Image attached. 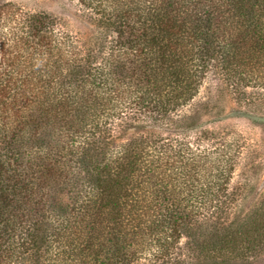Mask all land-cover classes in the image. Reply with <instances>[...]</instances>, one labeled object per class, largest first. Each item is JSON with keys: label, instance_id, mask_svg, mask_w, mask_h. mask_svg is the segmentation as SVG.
Listing matches in <instances>:
<instances>
[{"label": "trees", "instance_id": "16d2710c", "mask_svg": "<svg viewBox=\"0 0 264 264\" xmlns=\"http://www.w3.org/2000/svg\"><path fill=\"white\" fill-rule=\"evenodd\" d=\"M79 1L114 32L99 53L47 13L13 15L0 0V19L19 17L0 64V264H169L184 235L224 256L196 264L257 256L261 223L236 232L210 203L235 162L217 141L175 131L118 148L100 123L119 114L170 129L166 116L212 70L264 87V0Z\"/></svg>", "mask_w": 264, "mask_h": 264}, {"label": "rangeland", "instance_id": "374dc122", "mask_svg": "<svg viewBox=\"0 0 264 264\" xmlns=\"http://www.w3.org/2000/svg\"><path fill=\"white\" fill-rule=\"evenodd\" d=\"M4 1L11 4L12 11L16 10L13 15L32 11L44 12L52 16L61 33L67 34L71 40L87 47V52L99 53V50L103 49L113 38L114 32L103 21L101 14L92 7H86L79 0ZM10 18L4 12L0 19V64L3 63V67H5L4 59L8 56L4 54V38L6 34L9 36L12 33L15 19L18 20L19 17ZM144 119L133 121L130 117L116 114L113 118L103 119L107 123H100L101 129L105 131L102 135L115 141L118 148L131 137L165 138L172 137L171 133L175 131L180 133L179 136H190L193 141L202 139L200 141L209 146L214 143L212 141H217L214 145L223 147L220 148L219 153L232 155L235 162L229 168L231 173L224 193L220 192L221 197H211L210 203L221 204V207L226 209L230 218L228 220H233L236 232L248 230L257 221L263 228L261 233H264V218L262 217L264 209L257 210L264 205L263 86L233 85L224 80L221 73L212 70L208 75L206 74L198 94L188 104L166 116L168 126L175 130L167 129L166 126L164 128L162 121L155 123L158 127H151L153 122ZM196 122L201 123V126L199 125L196 130V124H194L190 126L191 130L187 131L190 129L188 126ZM128 123L143 125V127L137 129L132 126L128 127ZM176 126L178 128H175ZM225 198H228L230 202L224 203ZM261 244L263 247L259 248L260 252L257 256H247L238 263L264 264V240ZM191 245V239L186 235L182 236L178 247L169 256L171 258L169 264H196L198 260L203 262L216 256L224 257L220 252L202 250V248H197V245L194 247ZM224 253L227 252L224 251ZM13 264L36 263L32 259H27Z\"/></svg>", "mask_w": 264, "mask_h": 264}]
</instances>
